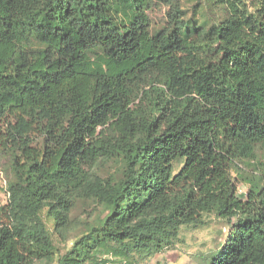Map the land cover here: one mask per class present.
Instances as JSON below:
<instances>
[{"label": "trees", "instance_id": "trees-1", "mask_svg": "<svg viewBox=\"0 0 264 264\" xmlns=\"http://www.w3.org/2000/svg\"><path fill=\"white\" fill-rule=\"evenodd\" d=\"M164 1L152 34L151 0H0V264L50 256L42 212L64 242L74 199L108 212L56 264H134L211 212L230 230L209 264H264V169L237 165L264 144V0H214L210 26Z\"/></svg>", "mask_w": 264, "mask_h": 264}, {"label": "rangeland", "instance_id": "rangeland-1", "mask_svg": "<svg viewBox=\"0 0 264 264\" xmlns=\"http://www.w3.org/2000/svg\"><path fill=\"white\" fill-rule=\"evenodd\" d=\"M249 9L257 6L255 0H245ZM184 18L190 25L196 26L204 24L210 26L215 20L219 19L225 10L220 9L214 0H177ZM169 6L164 0H151V8L148 10L150 19V32L153 34L167 21V11ZM1 129V125H0ZM1 139V138H0ZM256 159L246 160L237 163L238 168L245 174H253V168L264 169V144H259L256 149ZM11 154L0 145V164L8 171L12 179ZM181 161L174 163V172L181 167ZM121 163L119 159H100L92 168L91 172L100 177L110 175L118 176ZM234 179L236 173L231 171ZM243 190L245 185L236 182ZM108 209L102 203L94 199H74L70 213V223L66 229L67 239L62 242L57 234L52 231V221L46 217L45 210L42 212L43 219L47 222L51 232L54 248L52 254L47 257L29 258L27 264H56L59 256L68 250L73 241L80 235L87 232L91 226L97 225L105 217ZM204 225L181 226L179 239L160 253L151 256L133 254L131 263L134 264H209L225 244L230 230V225L215 215L214 212L206 213L203 216ZM100 257H105L101 252L97 253Z\"/></svg>", "mask_w": 264, "mask_h": 264}, {"label": "built area", "instance_id": "built-area-1", "mask_svg": "<svg viewBox=\"0 0 264 264\" xmlns=\"http://www.w3.org/2000/svg\"><path fill=\"white\" fill-rule=\"evenodd\" d=\"M9 197V179L0 165V207L8 202Z\"/></svg>", "mask_w": 264, "mask_h": 264}]
</instances>
